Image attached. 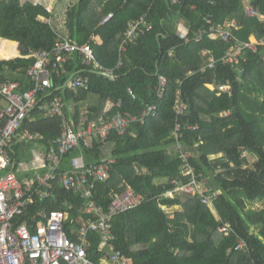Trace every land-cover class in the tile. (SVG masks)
I'll list each match as a JSON object with an SVG mask.
<instances>
[{
    "label": "trees",
    "instance_id": "obj_1",
    "mask_svg": "<svg viewBox=\"0 0 264 264\" xmlns=\"http://www.w3.org/2000/svg\"><path fill=\"white\" fill-rule=\"evenodd\" d=\"M252 5L264 13V0H254ZM111 13L114 16L103 25ZM41 16L50 17L42 6L0 0V57L19 55L14 42L27 50L52 49L57 35ZM66 16V29L79 43L100 36L102 43H92L95 57L116 75L114 80L99 75L75 56L59 84L78 70H84L90 81L85 89L59 92L67 102L68 117L78 119L84 111L97 120L119 111L141 117L147 105L157 106L155 116L134 122L124 135L112 132L106 144L97 140L92 149L82 150L88 164L113 160L110 177L97 183L93 192L104 211L113 195L128 187L145 199L112 221L113 244L126 264H264V49L248 51L240 72L222 61L234 41L208 36L193 40L202 27L209 30L228 20L237 22L234 36L239 41L260 39L264 21L247 16L243 0H184L178 5L169 0H80ZM143 16L151 29L120 52L125 33ZM181 20L190 31L189 42L177 29ZM211 56L217 64L203 72ZM34 61L0 60V81L19 80L25 83L22 90L28 89L25 73ZM160 76L167 79L163 97L156 90ZM227 83L232 85V96L208 87ZM109 102H121L122 107L105 115ZM178 102L186 105L181 114L176 111ZM33 117L24 128L41 134L45 142L60 136V117H44L38 110ZM178 145L197 153L184 159L175 149ZM78 154H69L61 170H69V159ZM184 166L209 187L207 194H214L212 205L204 203L200 193L166 195L193 180V175H185ZM54 192V198L38 200L31 212L66 210V233L78 241L75 231L81 227L80 217H95L82 214L85 199L67 191L59 180L54 181ZM65 203L70 207H64ZM165 209L174 211V216ZM92 243L88 256L101 264L105 253L100 251L101 240L93 235Z\"/></svg>",
    "mask_w": 264,
    "mask_h": 264
},
{
    "label": "built area",
    "instance_id": "obj_2",
    "mask_svg": "<svg viewBox=\"0 0 264 264\" xmlns=\"http://www.w3.org/2000/svg\"><path fill=\"white\" fill-rule=\"evenodd\" d=\"M58 1L20 0L22 5L42 6L47 10L50 17L42 21L52 27L57 38L52 49H30L22 56L27 60H35L25 73L30 85L28 89L22 90L25 83L19 80L0 81V264H96L88 256V250L93 244V235H97L101 240L100 251H105L101 257V264H126L122 253L117 251L113 244L115 236L112 232V221L114 217L139 207L145 199L128 187L125 191L114 194L108 211H104L95 202L93 192L97 183L110 177L113 160L88 164L82 150L92 149L97 140L106 144L112 132L124 135L134 122L155 116L157 106L147 105L141 117L120 111L108 119L97 120L88 111L82 112L78 119L68 117L67 102L59 92L67 89L74 91L85 89L90 81L89 77L83 74L84 70H78L73 72L66 82L59 84L75 56H79L83 64L91 67L96 73H105L112 80L116 75L114 70L105 69L95 57L92 43L98 42L97 35L92 36L87 43L81 44L60 31L65 25V20L58 28L52 26L55 19H58L56 14ZM169 1L178 5L184 0ZM243 1L247 16L264 21L261 8L252 5L254 0ZM113 16L112 13L106 16L102 24ZM210 23L209 20L208 24ZM151 27L144 16L133 22L124 35L120 52H125L129 44L135 43L138 37ZM177 29L189 42L190 31L180 28L179 25ZM237 29H239L237 22L228 20L224 25L214 26L209 30L205 26L202 27L194 34L193 40L199 42L208 36L212 40L226 43L234 41L222 61L243 72L242 65L247 61V52L256 53L260 47L264 49V37L260 39L252 37L248 42H241L234 36ZM203 54L211 55L209 51H204ZM121 64L120 61L119 66ZM216 64L217 61L211 56L209 64L202 71L214 69ZM159 78L156 90L158 96L163 97L167 79L162 76ZM208 87L212 90L218 89L220 95L227 93L232 96L231 83ZM129 94L136 99L132 89L129 90ZM114 107L121 108L122 103L109 102L104 114H108ZM185 109L186 105L178 102L176 111L181 114ZM35 110L44 117L62 119L60 136L45 142L44 136L24 128L27 121L34 119ZM179 132L180 126H177L175 131L177 138ZM24 143L31 145V153L19 160L18 153L23 152L19 147ZM175 149L182 152L184 159L196 154L195 151H184L180 145ZM74 151L79 154L69 159V170L62 171L66 157ZM29 172H35L34 178L22 180V175ZM184 172L187 176L193 175V180L187 185H178L166 195L174 197L177 193L189 195L200 193L203 202L212 205L214 194H207L210 190L201 188L202 184L194 175V170L184 166ZM57 180L67 191H72L85 199L86 202L81 209L83 215L95 217V219L80 217L81 227L75 231L78 241L71 240L66 233L65 225L69 220V213L66 210L48 211L40 208L31 212V208L38 200L45 201L55 197L54 181ZM64 207L70 206L65 203ZM242 246L240 242L238 248Z\"/></svg>",
    "mask_w": 264,
    "mask_h": 264
},
{
    "label": "crops",
    "instance_id": "obj_3",
    "mask_svg": "<svg viewBox=\"0 0 264 264\" xmlns=\"http://www.w3.org/2000/svg\"><path fill=\"white\" fill-rule=\"evenodd\" d=\"M79 1L80 0H73L72 2H71V4H70V6L68 7V10L70 9V8H72L73 6H75L76 4H78L79 3ZM58 5H59V1H58V4H57V6H56V14L58 15V19H60L61 21H60V25L62 24V21L63 20H65V25L60 29V31L63 33V34H68V35H70L69 34V32H68V30L66 29V24H67V12L68 11H65L64 12V16L63 17H60V15L58 14ZM44 18H46V17H39V19L42 21ZM63 18V19H62ZM56 21H57V19H55V23H56ZM43 22V21H42ZM45 23V22H44ZM47 24V23H46ZM179 27L180 28H184V29H186L185 27H184V21L183 20H181L180 22H179ZM63 28L65 29V31H67V32H65L64 30H63ZM63 30V31H62ZM92 36H94V35H92ZM91 36V37H92ZM98 37H99V40H98V42H97V44H100V43H102V40H101V38H100V36L99 35H97ZM2 39V38H1ZM91 39V38H90ZM5 40V39H4ZM7 41H9V40H7ZM11 42H13V41H11ZM14 43H17L18 44V47H17V49H18V53H19V55L17 56V57H14V58H11V59H3L2 57H0V60H12V59H17V58H22V56L25 54V53H23V54H21V51H20V43L19 42H14ZM23 156H25L24 154H23ZM31 173H35V172H29V173H26V174H23L22 175V179L23 180H30V179H32L34 176H32L31 175ZM29 174V175H28ZM26 175V176H25ZM30 175H31V177H30Z\"/></svg>",
    "mask_w": 264,
    "mask_h": 264
},
{
    "label": "rangeland",
    "instance_id": "obj_4",
    "mask_svg": "<svg viewBox=\"0 0 264 264\" xmlns=\"http://www.w3.org/2000/svg\"><path fill=\"white\" fill-rule=\"evenodd\" d=\"M73 0H59V5H58V14L60 15V17H63L64 16V12L65 11H68V7L70 6V4H71V2H72ZM60 19H57V21H56V23H55V21H54V23L52 24V26L53 27H56V28H58V27H60L61 25H60ZM63 30L65 31V29L63 28ZM62 30V31H63ZM65 32H67V31H65ZM72 108V107H71ZM69 110H70V106H69ZM20 150L22 151L23 150V154L25 155V156H27V155H30V149H31V146L30 145H28V144H22V145H20ZM247 155V153H245L244 154V156H246ZM255 163V159L253 158L252 160H251V166L250 167H252L253 166V164ZM29 175V174H28ZM31 175L32 176H34L35 175V173H31ZM31 175H30V177H31ZM24 176V175H23ZM26 176V175H25ZM34 178V177H33ZM32 178V179H33ZM207 185V184H206ZM202 189L204 188L205 190L206 189H209V187L208 186H203L202 185V187H201ZM203 189V190H204ZM169 214H171V217H173L174 216V214H173V212L174 211H172L171 209H165Z\"/></svg>",
    "mask_w": 264,
    "mask_h": 264
},
{
    "label": "water",
    "instance_id": "obj_5",
    "mask_svg": "<svg viewBox=\"0 0 264 264\" xmlns=\"http://www.w3.org/2000/svg\"><path fill=\"white\" fill-rule=\"evenodd\" d=\"M3 1H5V2H13V1H16V0H3ZM1 39V38H0ZM20 51H21V54H23V53H26L27 52V48L23 45V44H21L20 43ZM99 75H102V76H104V77H108V79H109V75H107V74H105V73H98ZM197 153V152H196ZM195 155V154H194Z\"/></svg>",
    "mask_w": 264,
    "mask_h": 264
}]
</instances>
